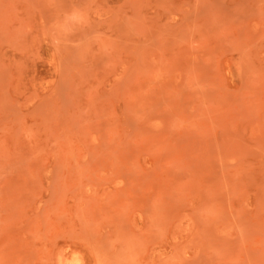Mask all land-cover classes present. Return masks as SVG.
Segmentation results:
<instances>
[{"label": "rangeland", "instance_id": "374dc122", "mask_svg": "<svg viewBox=\"0 0 264 264\" xmlns=\"http://www.w3.org/2000/svg\"><path fill=\"white\" fill-rule=\"evenodd\" d=\"M264 264V0H0V264Z\"/></svg>", "mask_w": 264, "mask_h": 264}, {"label": "bare ground", "instance_id": "6f19581e", "mask_svg": "<svg viewBox=\"0 0 264 264\" xmlns=\"http://www.w3.org/2000/svg\"><path fill=\"white\" fill-rule=\"evenodd\" d=\"M73 264H82V263H80V261H79V259L78 258H75L74 259V263Z\"/></svg>", "mask_w": 264, "mask_h": 264}]
</instances>
